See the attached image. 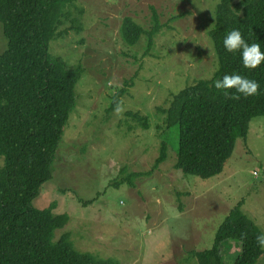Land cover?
<instances>
[{
    "label": "rangeland",
    "instance_id": "obj_1",
    "mask_svg": "<svg viewBox=\"0 0 264 264\" xmlns=\"http://www.w3.org/2000/svg\"><path fill=\"white\" fill-rule=\"evenodd\" d=\"M219 2L80 0L75 4L82 32L50 43V54L85 72L53 179L42 186L32 207L55 205V214L68 215L69 223L57 236L68 233L78 252L114 264H199L191 253L213 247L220 225L241 201L243 213L264 233V117L251 121L246 142L237 141L223 172L203 180L174 169L177 131L165 129L160 113L171 95L216 71L208 31ZM152 9L163 28L147 55V39L130 46L121 28L131 18L150 30ZM71 14L77 18L76 10ZM127 83L132 86L119 102L121 110L110 113L114 96ZM130 111L147 118V130L130 120ZM163 141L168 159L158 170L138 178L136 188L113 186L123 168L150 172ZM233 243L222 246L224 264H233L234 253L240 252ZM255 264H264V254Z\"/></svg>",
    "mask_w": 264,
    "mask_h": 264
},
{
    "label": "trees",
    "instance_id": "obj_2",
    "mask_svg": "<svg viewBox=\"0 0 264 264\" xmlns=\"http://www.w3.org/2000/svg\"><path fill=\"white\" fill-rule=\"evenodd\" d=\"M78 1L0 0L4 40L0 48V161H4L0 168V264H114L78 252L68 233L57 236L69 223V216L55 214V205L44 210L32 207L42 186L53 179L65 127L79 99L76 87L84 68L70 69L49 51L53 40L82 32ZM73 9L77 18L71 14ZM152 11L150 30L131 18H125L121 28L122 38L130 46L142 37L147 39V55L163 28ZM68 22L71 26L64 29ZM234 28L240 30L246 43H259L264 51V0H220L214 25L208 31L217 58L216 71L210 79L197 80L171 95L168 106L160 109L165 129L177 131L174 169L184 175L203 180L220 175L237 141L246 142L251 121L264 117V62L256 69H246L239 51L224 49L223 39ZM232 73L256 80L258 93L233 100L210 87L213 80ZM132 83L114 96L110 113ZM126 115L148 129L146 117L131 111ZM167 159L168 145L163 141L150 172L130 173L123 168L113 186L136 188L138 178L151 176ZM242 206L243 201L228 213L211 249L191 253L199 264H224L221 249L226 242L240 248L234 253L233 264H245L243 258L246 264H255L263 256V247L255 240L262 231L243 213Z\"/></svg>",
    "mask_w": 264,
    "mask_h": 264
},
{
    "label": "clouds",
    "instance_id": "obj_3",
    "mask_svg": "<svg viewBox=\"0 0 264 264\" xmlns=\"http://www.w3.org/2000/svg\"><path fill=\"white\" fill-rule=\"evenodd\" d=\"M223 47L229 53L239 51L241 64L246 69H256L264 62V51H261V45L259 43H246L238 29L234 28L226 33L223 39ZM210 87L222 91L225 97L236 100L240 96L247 98L256 95L260 85L256 80L248 79L238 73H232L213 80ZM227 90L234 91L230 93ZM120 110L119 106L115 109L116 112ZM255 240L258 246L264 247V233L257 235Z\"/></svg>",
    "mask_w": 264,
    "mask_h": 264
}]
</instances>
